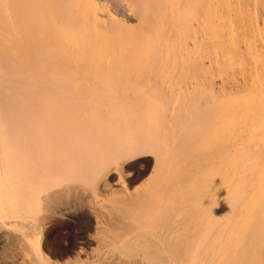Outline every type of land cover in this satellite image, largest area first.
<instances>
[{
	"label": "bare ground",
	"instance_id": "bare-ground-1",
	"mask_svg": "<svg viewBox=\"0 0 264 264\" xmlns=\"http://www.w3.org/2000/svg\"><path fill=\"white\" fill-rule=\"evenodd\" d=\"M127 3L129 4V11L137 16L139 23L137 27L132 28L126 26V24L122 22L117 21L107 23H104V21L102 22L101 18H99V13L101 12V10L102 12H104L105 9L103 10L95 0H0V57H2L0 58V62L3 59L2 62L7 67L6 68L3 63L2 65H0V70L3 68L2 71H0V75H8V73L4 72L3 70L8 71L12 76L14 75V77H12L11 75H8L9 77L5 76L7 77V79L9 78L12 82L18 83L14 80L15 78L16 80H20L24 84L22 86L21 82H19L21 84H19V86L17 84L10 83V80L4 79V75L0 76V78L3 79V81H0V83L3 82L4 87L9 81L10 82L7 83V85L13 84L12 86H6L9 89L1 86L3 87L2 89L4 91L0 89V93L2 92V94H4L5 91L8 92L9 90L10 93H8L11 95L12 91L10 89L13 88V86H19V88L22 87L23 91L21 92V88L20 90L19 88H17L18 90L16 91H18L19 94H15L17 92L14 88L12 89L15 91L13 92L15 95H20L18 96L20 98L15 96L14 99V94L11 97L8 96V93L0 96V98L2 97L1 99H3L5 96V100H9L10 98L14 99L13 102L15 101V103L11 101H8V103L10 104L11 102L10 105H14L15 108L17 107V110L19 111L16 112L19 113V115H17L19 116V118L15 120V116L13 117V120L19 121H13L12 123L11 121H8V118L12 120L10 117L16 115L15 111L17 110L14 109V107L10 106L7 103V100L6 102H3L4 100H2L3 103L0 102L1 106L3 104V106L6 105L7 107L8 105V108L0 106L1 110H4L5 112L6 109H8L6 113L0 110V112L4 113V119L2 118L4 122L2 123V120L0 121V170L4 169L7 166L12 169L13 167L11 166H13L14 162H16L14 160L17 159L16 166H19L18 169L22 171V174L23 171H25L26 173L28 172V175L30 173L32 177L30 180L29 178L27 179L29 180L28 183L31 180L33 181V183H36V179L37 181H39L38 179L41 175L39 174V171H41L43 168L49 169L42 171L50 172V170H52V167H50L51 164H53V166L54 164H56L62 167V164H64L65 162V167L62 170H60V166H56V172H58V175L60 176L64 173L63 178L65 179L64 175H68L66 169L70 168H66V164L69 161L68 164L71 165L70 157H74V153H78L75 152V150L77 151L79 149V145L77 147V142H81V144L82 142H84L82 146L86 147V145H88V147L86 148H91V146L93 147V145H91V143L88 144L87 140L93 142L95 141L94 139H98L99 137V141L97 142H103V140L108 139L109 141L106 140L104 142L106 143L108 141L109 145L110 142H113V144L115 145V143L117 144V140H119L117 139V137H119L117 136L119 132L118 130H115L118 133H115L117 136L116 138L114 136L115 134H113V138L115 139L114 141L112 137L108 138L110 135L112 136L113 133V130L110 131L112 129L111 123L115 126V129L118 126L117 129L120 130L121 127L124 126L122 124V120H124V123L126 125H129L132 122L137 123L132 120V117H129V113L130 111H132L131 109H129V111H123L126 113L129 112L128 114L125 113L127 116L122 115V113L117 114L119 110H123L121 107L124 108V106H126L125 108L128 109L129 105H122V103L120 104V102L118 104L117 101V104L115 103V105H112L113 101L115 102L116 99L113 100L112 103L110 102L111 104L109 102L105 104L109 109L111 108L109 107L110 105H112V107L115 106L113 107L114 110L115 108L117 109L119 107L117 112L113 111V109L111 108L112 112L110 111V114L108 113L109 111L105 109L107 108L105 105V110L103 109V107L102 109L99 108L100 106H102L101 104H104L106 101L100 99L103 103H99L100 106L98 107V109L95 108V105L98 104L97 101V104L93 103L95 107L93 106V104H91L92 99H98V101H100L97 97L101 95L103 90L106 89L108 91L107 94L109 92V94L113 93L115 89H117V87L115 86H117L119 82H122L119 80L120 77L121 80H123V83L121 84H126V82L133 83L134 81H136L135 79H133L134 81L132 79L130 81L127 80H129L132 76L136 78V76L140 75L139 77H141V73L143 74L142 76H147L149 75V72L152 73L155 72V70L158 72L159 69L157 68H161L163 66V68H165L166 65L164 63L166 62L164 60H179V58L180 60L187 59L185 61H187L186 68L189 76L191 75L190 73L195 72L196 74H198V76L200 75V78L203 79L206 78L205 74L207 72H210L211 75H213L212 71L214 69L215 71L218 70L219 72H222L226 71V68L228 66L229 69H233V71L239 70V74L237 75L235 72L233 74L230 73V75L228 74V77L220 82V87H215V89L218 88L216 89V95H218V97L215 96L213 90L205 91L206 94L211 92L212 95L210 96H213L214 93V96L210 97L213 101L211 100L210 102L213 103L215 100L216 105L212 109L207 108L208 106H205L204 108L209 109V111L206 109L208 112H206L205 114L203 113L204 110H202V115L197 116V113H194V115H196L197 117L193 116L192 118L191 114L190 116L187 114L189 116L188 117L185 112H179L183 109L182 111L185 110L187 113H189V111H187V106H189L188 102L192 103L193 98H195L196 95V93H193L197 92V90H199L203 85L201 83L202 80L200 79H198L200 80L199 82H194L196 86L188 87L187 85L188 89L185 90L188 92L191 91L189 93L193 94L190 96L192 100L189 101L190 98L189 96L187 98V95H185L186 99H188L187 103L183 102L185 101V99L178 98V100H181L182 102V107L184 103L186 105L188 104L187 106L184 105V107L182 108L179 103H176L177 98L176 100L174 99V101L171 100L172 103L174 102L179 107L178 113L180 115L177 116L181 118V115L183 116L184 114V116H187L186 119H188L189 121L191 118L193 119V121L189 122L192 123L190 125L191 130L189 127H187L189 129V132L191 131L190 134L188 136H185L183 141L181 140L183 137H180V141L178 140V142H176L178 143V147L182 142V146L180 147L182 151L180 148L179 150L180 152H182L181 154H184V156L180 153L179 155L184 157V163L186 161V164L183 163V167H185V170L180 171L178 168V170H176L175 166L171 167V164L168 167V161H165L166 163H164L162 162L164 159L159 160L158 158L156 161L160 163H158V165L154 166L153 168L155 169L156 167V170H154L155 173H153V175L155 176L152 177L153 179H151L150 175L149 180L152 181L148 180V182L153 183V185L150 184L152 186L150 187V191L149 188L147 190L145 189L146 191H149L148 193H146L147 195L143 194L144 192H146L145 190L142 191L143 193L141 192L142 194H140L142 196H140L141 198L139 199H142V197L145 195V200L146 198H148V202H151V206H148L149 210H147V207L145 208L147 212H145L144 216H146V213L147 215H149L148 213L151 207L157 210L156 207L159 208L160 206L159 210L163 212L162 216H164L162 217V223L164 226L161 227V232L163 231V229L164 232L160 237L161 240L164 239L162 240V243L163 241L166 242L165 244L160 245V248L165 253L163 262L169 261L168 263L171 262V264H180L183 262L184 264H264V159H261V153H259L258 151H256L255 153L254 151L252 152V150L249 149L251 143H249V140L253 138L252 133L250 134V130L248 132V136L252 137H246L248 142H246L245 140L246 135L243 137L238 135L239 133H237L239 132L238 129L244 128L246 127V125H249L252 127L251 130H253L251 132H254L256 134L258 126L261 125L262 122L264 123V0H128ZM152 61L156 63H153ZM160 62L162 65L159 64ZM155 64L157 65V67ZM174 66L175 65L170 66V68L174 70ZM147 68H149L150 71H148V73H143V71L145 69L147 70ZM153 69L154 71H152ZM165 69L161 70H163L164 72ZM138 70L140 72H138ZM135 71L139 73L138 75L136 74V76L134 73ZM158 73H160V71ZM129 74H132V76L128 77ZM202 74L204 75V77H201ZM16 75L22 76V78L20 77L21 79H17L16 77L18 76ZM160 75H163V73ZM238 76L239 78H237ZM124 77L126 78L124 79ZM23 78L26 83L22 81ZM141 78L138 79L141 80ZM125 80L126 82H124ZM145 81V86H147V80L144 79V82ZM27 83L29 86L28 89L24 88V86H27ZM132 83H127L128 85L126 84L127 87H129L130 92L132 88L134 89L135 85V82L134 85ZM40 84L41 86L44 85V90L42 89L43 91L41 90L42 87L40 86ZM121 87L123 86L121 85ZM127 87H124L126 88V91L123 90V95L129 92V90H127ZM102 88L103 90H101ZM209 88L212 89L211 87ZM45 89H49L50 91H45ZM84 89H86L85 92H83ZM204 89L205 87H203V90ZM27 90L29 91L28 93L31 92V94H25L24 91L27 92ZM60 90L65 91V93L61 91L63 93L62 95ZM39 91L42 92L40 93ZM44 91L46 92V94L43 93ZM117 91H120L119 93L121 94V90L117 89L113 95H118V99H128V97L119 96L120 94H118ZM68 92H71L72 95H69L70 93ZM20 93H23L24 97ZM80 93L87 94L90 96V98L91 95L95 97L91 99H88L89 97L87 98V96L83 97L84 100L85 98L88 99L85 101L91 100L89 104L85 105L87 107L89 106L88 111L92 109L91 111H89V113L87 112V109H84L86 108L85 106H81L82 104H85V102L81 101L82 95H80ZM181 93H183V95L180 94L181 97L186 94L184 92ZM64 94H67V96L65 95V97L67 98L64 97ZM77 94H79L80 97ZM206 94L204 93L203 95L205 96V98H207ZM26 95H29V97H27ZM68 96H70L72 99L74 97L73 101L75 102H72L71 98L69 99ZM75 97L81 100L76 99ZM214 97H217L216 99L219 100L216 101ZM131 98L133 99V97ZM220 98H222V100L226 102H223ZM16 99H18L17 101L19 102L17 106ZM75 99L78 100V104L76 103ZM134 99L136 100V98ZM63 100L65 101V105L67 104L66 106L62 102ZM143 100L139 101L138 99V103H141V101ZM122 101L126 102L125 99H123ZM153 101L156 102L157 100ZM135 102L136 101L131 102L132 104H130V107L135 108L133 107L134 104L136 106ZM196 102L198 101L196 100ZM221 102H223V104L225 105L224 107L220 106L222 105ZM61 103L62 105H60ZM158 103L160 102L158 101ZM198 103H196V105H199ZM19 104H21L20 109L23 106L26 112L23 108L22 110L24 111L19 110ZM142 105H144V108L147 107L144 103L140 104L141 107H143ZM90 106H93V108H90ZM138 106H136L137 108L135 109L139 113L138 109L140 108ZM160 106L162 105L159 104V107ZM151 107L149 109H151ZM192 107L194 106H191V109H189L190 112L191 110L194 111L193 109H195ZM260 107L261 114L258 113L257 115H254L255 117L253 118L252 114L256 110L260 111ZM153 108L155 107H152L153 112L156 109H159L158 107H156L155 110H153ZM100 109L102 112L100 111ZM149 109H146L148 112L143 109V113L145 111V113L147 112L146 114L150 115L151 112L149 111L151 110ZM9 110H11L12 112L11 115H9ZM13 110H15L14 114ZM104 111H108L105 113L108 115H111L112 113L113 115L116 114V116L120 115L122 116V118L123 116L129 117L128 119L130 121L125 122L126 118L118 121L119 116L115 118V115L113 117H106ZM102 113L104 114V116L101 117ZM134 113H136L135 110H133L131 114ZM155 113L157 114V112H154V115ZM5 115H7V117H5ZM134 115V119H136L139 114ZM148 115L146 118L147 120L149 119L148 117H150ZM99 116L102 121H105L104 126L100 125L103 124V122H101L99 124L101 128L100 126H98L100 128H98L99 131L96 127L97 132L92 133L95 130H93L92 127L94 125L97 126V123H93L91 119L93 118V120H95L94 117L99 119ZM250 116H252V118H250ZM0 117L2 116L0 115ZM105 117L108 119L104 120ZM111 117L112 120L116 119L114 120V123L110 119ZM140 117L141 116L139 115L138 118L140 120L137 118L138 121H141L142 117ZM63 118L65 119V121H63ZM75 118L79 123L76 122L77 120H73ZM79 118H81V121L84 122H80ZM67 119L69 121L68 124L66 122ZM181 119L183 120V118ZM181 119L179 120L181 121ZM47 120H49V123H47L49 124L48 126L43 124V121L47 122ZM188 120L185 122H188ZM96 121L100 122L97 119ZM106 121H108L109 123L111 122L109 124L110 128L109 126H107L108 131H106L108 133L102 131L103 129L104 131L106 129ZM6 122L9 124L12 123L11 129L13 130L15 128L14 134H11L9 130L11 126L6 127ZM91 122L93 123V126ZM117 122L119 123L120 127L119 125H116ZM16 123L17 125L13 128V125H15ZM41 127L44 128V132L42 131ZM7 128H9V131L7 130ZM46 128L47 133L42 136L40 134V130L45 133ZM255 129L256 131H254ZM226 130L229 133H232L231 136L230 134H227L228 136H226V133H223ZM263 134L264 132L262 133V135ZM256 135V138H261L262 136L261 134ZM262 138L264 139V136H262ZM69 139L70 141H68ZM63 140H65V144L67 146L71 145H68V142L71 143L73 141H76V144L72 145V147H74V151H72L73 155H71L68 152V149L63 146L64 148L61 149L65 153H63L65 157L62 156L60 147H62L61 144ZM256 141L255 144L258 142ZM97 142H93L95 143L94 145L98 146ZM104 142L103 144L105 145ZM118 142L124 143L122 141ZM128 142L129 144L125 143V145L127 146L118 143L119 146L115 148V145L114 150L125 149L126 151L128 150V148L135 146V143H133L132 146L130 145L131 140H128ZM85 143L87 144L85 145ZM107 143L106 145L108 146ZM113 144L110 145L111 148ZM245 144H249L248 149L246 148L247 146ZM259 144L260 143L258 142L257 146ZM104 145L102 148H100L102 145L99 147L100 149H102V151L107 147L106 146L104 148ZM84 147L80 148L79 150L83 152L82 149H85ZM178 147L176 146L174 148L178 149ZM95 148L97 149V147ZM155 148L153 147V150ZM202 148L205 149L203 150ZM100 149H97V151H100L102 155L100 154V152H96V150L95 152H89L88 149L86 150L87 153L89 152V154L95 153V156H98V154H100L102 160L107 159V161H102L99 158V161L101 160V162L104 163H100L97 161V159H95L98 164L100 163V168L97 165L99 170L102 168L105 171V168L108 167V161H110V164L116 163L117 161L119 162L120 159L115 160L116 154H124L123 151L120 152L119 150H117V153H115L114 155L113 153L111 154V156H113L112 158L109 153L111 151H114L110 150L107 147V149L109 150H104L105 153L107 152V158L105 157L103 159L102 156L104 153ZM199 149H202L203 151ZM131 150H128L125 154L130 153ZM151 150L152 148H150L148 152H153V150ZM198 150L201 152H199ZM258 150L260 151V149ZM57 151H60V153H57ZM86 151L85 153L79 152L78 154L82 155V160L84 159L88 161L89 159L88 162H94V156L92 155H90L92 158L89 157L88 159H86ZM196 151H198L200 155L195 154ZM202 152H205L204 156L202 157L203 159L197 158L198 160L202 161H199L200 163L196 162L198 160H196L195 157L202 156ZM56 153L58 155L61 154L59 156H61L63 159L57 156ZM46 154H48V156ZM52 154H54L55 157H52ZM43 155L48 158L40 159ZM181 156H179L180 158L178 157L176 159H180V161H182ZM56 157L59 158L58 161L56 160L57 162L54 163ZM66 157H68V161H66ZM123 157H121V159ZM61 159L65 161L62 162ZM90 159L92 160L90 161ZM110 159H112L113 162ZM40 160H43L44 162ZM177 160L174 162L176 163V166L179 165L177 164ZM11 161H13V163ZM49 161L52 163L50 164ZM42 162H46L47 165L43 164ZM92 162L88 164L91 165L89 167H95L96 171L100 172L95 166L97 163L93 166ZM6 164L7 166H5ZM102 165H106L107 167H102ZM173 167V170H175L176 172L178 171L177 173H175V171L172 172L170 168ZM5 169L8 172H2L3 175L5 173L7 175L9 171H11L10 169ZM102 169L101 172H103ZM87 170L89 172L90 168ZM14 171L16 173L17 170L12 169V172L10 173H13ZM59 171L61 172V174H59ZM14 174H12V178L14 177ZM25 175L28 176L27 174ZM10 176L11 174L9 175V178ZM19 176H21V173ZM0 177L2 176L0 175ZM4 177L6 178V183L9 178L4 175L2 177L3 180L5 179ZM189 179H191V181ZM58 181H61V178L58 179ZM58 181H53L54 184L57 183L56 187L57 185L59 187V184L61 183L60 182L58 184ZM188 181H190V184ZM25 183L26 182L23 181V184L20 183V185L25 186ZM35 183L29 188L27 187L29 185L26 186L27 188L24 187L25 190L22 188L24 190L23 195H21V193H19L20 191L18 189L16 190L14 186H12L13 190L10 187V190H15V193H13L14 196H18V194L22 196H18V198L15 197V199L17 198L16 201L19 202L18 204L20 208H18V205L14 204L17 206L18 210H15L17 211V213H14L13 215L9 214V216L5 215L6 217L0 218V230H8L7 233L9 231L10 233L15 231L16 233H18V235H15L19 236L20 234V237H16L15 235H13L14 233H6L8 236L4 235V237H7L4 241L3 239L5 238L1 239V237L3 236L2 234L5 231L3 232L1 230L3 233L1 234L2 236L0 235V241L7 244V246H11V248H14V250L16 249L20 251L23 249L22 246L25 245L26 250L29 249V252L30 250H32V254L30 252V255H33V253L36 252L34 253V255L37 254L35 255V257H37L38 260L34 258V261L36 260L38 264H51V262L53 261L50 260L51 262H48L49 256H47L46 258L48 259L47 261L43 257L41 251V241L39 240L42 234L40 231V227L42 228V226H39L41 225L39 223L40 221L39 219H36V213L31 207V202L28 201V198H30V194H33V196H38L39 190L43 189L42 187L39 188L38 186V190ZM37 184L39 185V182ZM54 184H51L50 187L54 188ZM16 185L17 184H15V186ZM40 185L44 186L42 184ZM4 187L6 188V185H4ZM5 188H1L0 192L2 193L3 190L4 192L7 191V193H11L10 190H7ZM151 188H153L152 191ZM7 195L8 197L12 198V195ZM19 198L21 199V202ZM30 199L32 200L33 198ZM145 200L142 199V202H145ZM37 202V208H39V202L42 201L39 199L37 200ZM65 204L67 203L65 202ZM65 204H63V206H65ZM61 205L60 208L63 207ZM147 205H149V203ZM76 206L77 205H75V207ZM52 207L54 206L52 205ZM70 210L71 208L69 209V211ZM0 211L3 212L1 209ZM188 212L191 213L189 214L191 215V219H188V222H184L188 218ZM150 214L152 213L150 212ZM154 214H152L151 216L152 219H154L156 216ZM179 215H181V217L183 215V223H186V225H183V227H179ZM184 215L186 216V218ZM148 217L146 216L147 220L150 221ZM2 218L3 220L7 218L6 221L9 219L14 224H6L7 222L5 221L1 222ZM157 218L158 217H156V220ZM161 220L162 219L157 221L161 222ZM93 221H95V219ZM149 221H147V224L150 223ZM90 224L93 225V223ZM118 230H116L115 232H117ZM109 231L110 230H108L107 232L108 238L112 237V239L109 240H114L111 241L112 245L113 242L114 244H117L118 241L116 240V238L118 239V237H116V235L119 234L113 233V235V231H110L111 233ZM95 234L94 237H97V235ZM171 234H174L175 236L177 234L179 236H177L178 239H170L172 240L171 242L166 241L165 239L170 238L169 236ZM155 236L156 235H154L153 237ZM172 237L173 236H171V238ZM102 238V241H105L104 243H106L108 238ZM154 239L153 241L156 240ZM157 240L160 241L159 239ZM160 243L161 242H159V244ZM109 246V248L112 247L111 249L115 247L114 245L111 246V244H109ZM5 250L7 251L8 249L5 248ZM11 250H8L7 253H9V251ZM14 250L12 251L14 252ZM142 250L143 249H141V251ZM151 250L153 251V255L149 253L151 252ZM151 250L149 251V249L147 248L146 251L148 253H146V251H143V255L144 253L145 255H152V257L146 255L145 258L147 260H149V258L147 257H150V260H146V262L155 260L152 258L156 256L154 254H156L157 252L154 253V248ZM162 250L158 251L162 253ZM23 251L25 250L23 249L21 251L22 255L24 256ZM1 255L3 257L4 254ZM9 255L6 254V258H9ZM13 255L15 257L17 256V254L15 255V253ZM28 255L29 253L26 257L21 256L23 257L22 260L27 258ZM106 255L107 254H105V256ZM164 255H162V257H164ZM113 256L108 255L105 258L103 257L104 259H99L97 263L100 262L102 264H125V262L123 263L119 256ZM110 257L112 258L110 259ZM7 260L12 263L13 258L12 261L10 259ZM7 260L4 259V261ZM27 260L29 261L28 258ZM111 260L112 262H110ZM20 261L18 263H20ZM15 262L16 260L14 261V264ZM153 263L151 262L148 264ZM0 264H2L1 260ZM32 264L35 263L33 262ZM53 264H56V262Z\"/></svg>",
	"mask_w": 264,
	"mask_h": 264
},
{
	"label": "rangeland",
	"instance_id": "rangeland-1",
	"mask_svg": "<svg viewBox=\"0 0 264 264\" xmlns=\"http://www.w3.org/2000/svg\"><path fill=\"white\" fill-rule=\"evenodd\" d=\"M95 1H96V3L99 6L102 7L103 10L105 9L104 12H102V10H101V12L99 11L100 12L99 13L100 14L99 18H101L102 22L104 21V23L105 22L107 23V22L117 21V22H122V23L126 24V26H129V27H132V28L133 27H137L139 25L137 16H135L134 13H132L131 11H129L130 10L129 9V6H128L129 4L127 3L128 0H95ZM0 58H2V57H0ZM185 60H187V59H185ZM185 60H183V59L180 60V58H179V60H174V59H171L170 61L169 60H167V61L164 60L166 62V63H164L166 65L165 66L166 69L163 68L164 66L161 67V68H157V69H159L158 72L160 71V73H158L156 70H155V72H152V73L149 72L148 73V71H150L149 68H147V70L145 69L146 71L143 69L144 70L143 73L144 72L145 73L147 72L149 74L147 76H142L143 74L141 73V77H143V78L139 77L140 75H138L139 74L138 72H140L139 71L140 69L138 70V72H136V71L134 72L135 73V76H136V74L138 75V76H136V78L133 77L132 74L131 75L129 74L128 77L129 76L130 77L132 76V77L130 79L127 78V79H129V80L126 79L127 81H130L131 79L132 80L135 79L137 81L136 82V81L133 80L135 82V85L137 84L136 86L134 85V82L132 83V82H126V80L124 81V82H126V84L127 83H132L134 85V89H136V90H134L132 88L133 91L131 90V92L129 90V87H127L128 84L127 85L126 84H121V83H123V80H121V77H120L119 80L122 81V82H119V84L117 86H115V87H117V89L121 90V94L119 93L120 91H117L118 94H120L119 96H121V97H128V99L127 98H123V99L126 100V102H123L122 101L123 99H121V98L118 99L117 98L118 95H113L114 92L117 89H115V91L113 93H111V94H109L110 92L107 94L108 91L106 89H105L106 91L103 90V88L101 89V90H103L102 93H101V95H99L98 97L96 96V97L99 98V100L102 99L103 101H106L104 104H101V103H103L101 100L98 101V99L97 100L96 99L95 100L92 99L91 104H93V103L97 104V102H98V104L95 105L96 107L93 104V106L96 109H98V107L100 106V104L102 106H100L99 108L102 109V107H103V109H104L105 108L104 105L106 103H108V102L109 103L110 102L112 103V101L116 99L115 102L113 101L112 105H115L116 101L118 102V104L120 102V104L122 103V105H127V106L129 105V108L128 109L125 108L126 106H124V108H125L124 109L120 105V107L123 109L122 111L121 110L118 111V108L119 107L117 109L115 108V110H114L113 107H115V106L112 107V105H110L109 107H111L113 109V111H115V112L118 111L117 114H121L122 113V115H126L129 112L126 113V112H123V111H125V110L126 111H129V109H131L132 111L135 110L136 113H134V114H136V115L139 114L142 117L141 121H138L139 115L137 116L138 119L137 118L134 119L135 118V115L134 114H131L132 111H130V113H129L130 116L129 117L130 118L132 117L133 118L132 120L135 121V122H137V123H134V122L130 123L129 122L130 123L129 124L130 126H129V125H126L124 123V120H122V122H123L122 124L124 126L121 127V130L120 129H117L118 126L115 129V126L110 122L111 125H112V129L110 131L113 130L112 131L113 133H112V136L110 135L108 138H111L112 137V139L114 141L115 139L113 138V134L119 132V134H117V136H119V137H117L116 134L114 135L115 138L117 137V139H119V140H117V144L115 143L116 147L113 144V142H110V145L113 144L112 145V148H111L110 145H109V142H108L109 140L108 139H106V140H108L107 141L108 143L106 142L108 144V146L104 142L106 140H103V142L105 143V145L103 144L102 141L97 142V141H99V137H98V139L96 138L97 140L94 139L97 142V145L98 146L94 145L95 143H93V142H95V141L91 142V141L87 140L88 141V144L91 143V145H93V147L90 145L91 148L90 147L89 148H86V147H88V145H86L87 143H85L86 147H84V146H82V144L84 142H82V144H81V142H77V147L79 145V147H78L79 149L80 148H83V147L85 149H82L83 152H81L79 149L77 151L75 150V152L85 153V151L87 149L89 150V152H91V151L95 152V150H96V152H98L97 149L99 150L104 145V148L107 146L110 150H113L114 151V152H112V151L110 152L109 151L110 152L109 154L111 156L112 153L114 155L115 153H117L116 151L119 150V149L114 150L115 148H117L119 146L118 143L125 145V143L126 144H129L128 140H131V142L133 141L132 143L130 142V145L132 146L133 143H135V146L128 148V150H131V148H132V150L130 151V153L125 154V153H127L128 150L125 151V149H122V150L120 149L119 151L120 152L123 151L124 154H120V153L119 154H116V159L115 160H119L120 159L119 162L118 161L116 162L114 160L116 163H112L113 160L110 159V160H112V162H111L112 164H110V161H108V164H107L108 167L106 165H102V167L106 166L107 168H105V171L101 168L103 170V172H101V169L99 170V168H100L99 167L100 166L99 164L100 163H104V162H101L102 158H101L100 154L102 155V153L99 151L100 154H98V156H95L94 155L95 153L94 154H91V153L89 154V152L87 153V151H86V153H87L86 154V159H88L89 157L92 158L90 155L94 156V160H93L94 162H92L91 161L92 159H90V161L93 163V166H94V164L97 163V161L100 162L99 164L97 163L95 166L97 167V165H98L99 168L98 167L97 168H98V170L101 173L98 172V171H96L95 167L94 168L93 167L92 168L89 167V166H91V165H88V164L91 163V162H88L89 159H88V161L87 160H84V159L82 160V158H83V157H81L82 155H79L78 153L77 154L74 153L75 156L74 157H70L71 165L68 164L69 163V161L67 159L68 157L65 158V159H67L66 161H68L67 162L68 167H67V164H66V168H69L70 167L69 169H66L65 168L66 171L68 172V175L67 176L64 175L65 179L63 178V174H64L63 172H62L63 174L60 175V176L58 175V172H56L57 171L56 170L57 169L56 166L58 167L60 165L54 164V166H53V164H51L52 162L49 161L50 164H51V165L50 164L49 165H50V167H52V170H50V172H48V171L47 172L42 171V170H48L49 168H45V169L43 168L42 170L40 169L41 171H39L40 172L39 174H41V175L39 176L40 177L38 179L39 181H37V179H36V183L35 182L34 183L36 184V187L37 188L39 186V188L42 187L44 189V190L43 189L42 190L40 189L41 190L40 191L39 188H38L39 194H40V196L42 198L39 196V194H38L39 198L36 195L33 196V194H30L29 197L30 198H33V199L31 200L30 198H28V201H30L31 204H32L31 207L33 208L34 212L36 213L35 214L36 219H39V221H40L39 223L41 225H39V226H42V228L40 227V231H41L42 234L39 233V234H41V236L39 235L40 236L39 240L41 241V247L44 249L43 250L41 248V251H42L43 257H44V259L46 261L48 260V259H46L47 256H49L48 257L49 258L48 262L50 263L51 262L50 260L53 261V262H51V264H53L55 262H56V264L57 263H59V264H92V263L93 264H102L100 262L99 263H97V262L99 261V259H102L105 256V254H107L106 256H108V255H111V256L114 255L115 257L119 256L121 258V260L123 261V263L125 262V264H131V262H132V264H135V263L136 264H146V263L148 264V263H151V262L153 263V261H154V263L157 264L158 263V260H159V263L158 264H163V263L164 264H171V262L168 263L169 261H167V262L164 261L163 262V260L165 258V255H164L165 253L160 248V245L161 244H165L166 243L165 241H163V243H162V240H164V239L161 240V238H160L162 236V233L164 232V229L161 232V229H162L161 227L164 226L163 223H162L163 222V218L162 217L164 216V215L162 216L163 212L161 210H159L160 209V206H159V208L156 207L157 210L156 209H153L151 207L152 211L150 209V211L148 213L149 215H147V213H146V216L147 217L148 216L151 217L152 214H154V213H155L154 215H156V216H155L154 219H152V217L151 218L148 217L150 219V221L147 220L146 216H144V215H145V212H147V210H149V207L151 206L150 205L151 202H148V200H147L148 198H146V200H145V195L142 197V199H144L145 202L144 201L142 202V199H139V198H141L140 196H142L140 194H142L143 193L142 191H144L145 189L147 190L148 188H149V191H150V187H152L151 185H153V183H151V182L149 183L148 180H149L150 175H151V177H150L151 179H153L152 177L155 176V175H153V173H155L154 170H156V167H155V169H153V168H154V166H157L158 163H160V162H157L156 161L158 158H159V160H163L164 159L162 161L164 163H166L165 161H168L169 162L168 165L166 164L168 167L171 164V167L172 166H175V169L176 170H178V169L180 171H184L185 170L184 169L185 167H183V165L186 164V161H185V163L183 161L184 160V157H183L184 154H181L182 152H180V150H179V148L182 146V142H181V145L179 144V147H178V143H176V142H178V140L180 139V137H183L181 139L183 141L184 137L185 136H188L190 134L191 131L189 132V129L187 127L190 128V125L192 123H189V122L193 121V119H192L193 116L202 115V110H204L203 113L205 114L206 112L209 111V109H207V108L212 109L213 107L216 106L215 105V100L213 102L214 104L212 102H210L212 100L210 97H213L214 96V93H215V96L218 97V95H216V91H217L216 89H218L220 87V82L223 81V80H225L228 77V74L230 75V73L233 74L235 72L237 75L239 74L238 73L239 70H234L233 71V69H229V67L227 66L226 71H222V72H219L218 70H216L217 71L216 72L215 69H214L212 71L213 75H211L210 72H207L205 74V77L206 78H204V79L203 78H200L199 77L200 75L198 76V74H196L195 72L190 73L191 75L189 76L188 73H187V68H186L187 67V61H185ZM2 61H3V59L1 60L0 65H2V63H3ZM153 63H156V62H153ZM159 64H161V62ZM3 65H4V63H3ZM173 65H175L174 66V70H172L170 68V66H173ZM4 66L6 67V65H4ZM156 67H157V65H156ZM1 68H2V66H1ZM2 69L0 71H2ZM161 69H165V71L163 72V70H161ZM141 70H142V68H141ZM3 71L4 72H7L8 75H11V73H9L8 71H5V70H3ZM152 71H154V69ZM1 73H3V72H1ZM7 73H5V74H7ZM162 73H163V75H160ZM3 75H0V76H3ZM8 75H4L3 78L5 76H8ZM144 75H146V74H144ZM16 76H18V75H16ZM185 76H187V77H185ZM12 77H14V75ZM12 77H11V79H12ZM18 77H16V78L17 79H21L22 78V76H18ZM126 77H124V79ZM201 77H204V75L202 74ZM138 78H141V80L138 79ZM237 78H239V76ZM4 79H7V77H5ZM144 79L147 80V84H148L147 86H145L146 81L144 82ZM198 79H200L202 81L204 80L203 82L201 81V83L203 85H206V86H203L202 85L201 88L199 90H197V92H194L193 93V94L196 93V95H195V98H193V101H192L193 105H192V103L188 102V99H186V96L185 95H187V98L189 96V98H190L189 101H190V100H192L190 96L193 95V94L192 93L191 94L189 93L191 91L188 92V91H185V90H187L188 87H194V86H196L195 83H197V81L198 82L200 81ZM7 80H10V79L8 78ZM14 80L16 82H18V83H14L11 80H10L11 82L10 81L9 82L10 83L17 84V85H19L20 84L19 82H21L20 80H16L15 78H14ZM0 81H3V79L0 78ZM22 81H24V78H23ZM167 81H168V83H167ZM214 81H215V83H214ZM9 82H7V83H9ZM204 82H206V83H204ZM1 83H0L1 84L0 87L3 86V82H1ZM7 83H6V86H10L11 85V84H8L7 85ZM24 83H26V82L24 81ZM21 84H22V86L24 85L22 82H21ZM4 85H5V83H4ZM121 85L123 87H121ZM187 85H188V87H187ZM6 86L5 87L3 86V87L6 88V89H9ZM19 86L18 87L13 86V88L15 89V91L18 90L17 88H19ZM40 86H41V84H40ZM43 86L44 85L41 86L42 87L41 90L43 89ZM125 86L127 87V90H129V92H128L129 94L126 93L125 95H123V90L126 91V88H124ZM3 87H1L0 89L3 90L2 89ZM203 87H205L204 90H203ZM209 87H211L212 89H210ZM215 87H218V88L215 89ZM13 88L10 89L12 91L11 92V95L9 94L10 93L9 90H8L9 93L7 91H5V93L4 92L3 93L4 94L8 93V96H11L12 97V95L14 94L13 92H15L14 90H12ZM20 88H21V92H23L22 91V87H20ZM20 88H19V90H20ZM24 88H27V89L29 88L28 83H27V86L26 87L24 86ZM46 90L47 89H45V91ZM85 90L86 89H84L83 92H85ZM208 90H213L214 91L213 96H210V95H212L211 92L210 93L207 92L208 94H206L205 91H208ZM30 91H31V89H30ZM42 91H39V92L41 93ZM45 91L43 92L44 94H46ZM47 91L49 92L50 90L48 89ZM61 91H63V90H60V92ZM104 91H105V93H104ZM16 92L17 93H15V94H19L18 91H16ZM24 92H25V94H31V92L28 93L29 92L28 90H27V92L26 91H24ZM63 92L65 93V91H63ZM100 92H98V93H100ZM181 92H184L186 94H184V96L181 97L180 94L183 95V93H181ZM198 92H199V96H198ZM68 93H70L69 95H72L71 92H68ZM204 93L207 95L206 96L207 98H205V96H203ZM0 94H2V92ZM4 94H2L0 96H3ZM15 94H14V99H15V96H17ZM61 94L63 95L62 92H61ZM21 95L23 96L24 94L22 93ZM65 95L67 96V94H64V97H65ZM77 95L79 96V94H77ZM80 95H82V100L79 99V98H76V97L75 98L85 102V104H82L84 102L81 103L82 104L81 106H83V107L86 104H89L90 101H91V100L90 101H85V100H88V99H91V98H95L92 95H91V98L87 94H81L80 93ZM18 96H20V95H18ZM26 96L29 97V95H26ZM85 96H87V98L88 97L89 98L88 99L85 98V100H84L83 97H85ZM68 97H69V99L71 98L70 96H68ZM131 97H133V99ZM192 97H194V96H192ZM217 97H214V99H216ZM1 98H0V102L1 103L6 102V100H7V103H8V101L13 102V100H14L12 98H10L9 100L8 99L5 100V96H4L3 99H1ZM18 98H20V97H18ZM65 98H67V97H65ZM134 98H136V100ZM137 98L139 99V101L144 99L143 100L144 102L141 101V103H138V99ZM176 98H177V100H176ZM178 98L185 99V101H183V102H185V103L188 102V104H189V106H187L188 104L187 105L185 103L183 104V107H184V105L187 106L188 109L186 107L185 108L187 109V111H189V113H187L185 110L182 111L183 109L181 110V108H180L181 111H179V112L180 113H182V112L184 113L185 112V114L186 115L188 114L189 116L191 114V117H192L191 119L192 120L190 119V121H189L188 119H186V117L188 115L187 116L186 115L184 116V114H183V116L181 115V118H183L184 121L179 116H177V115H180L178 113L179 107H178L177 104L179 103V105L182 107V102H181V100L179 101ZM174 99L176 100V103L177 104H175L174 102H173L174 104L172 103V101H174ZM220 99L222 100V98H220ZM2 100H4V101L2 102ZM17 100L18 99H16V101ZM71 100H72V102H75V101H73L74 100V97H73V99L71 98ZM132 100L133 101H136L135 102L136 103V106L139 105L138 107L141 109V110L138 109L139 113L135 109V108H137L135 106V104L133 105V107H135V108L130 107V104H132L131 102H133ZM153 100H155V101L157 100V101L154 102ZM162 100H164V101H162ZM196 100L199 103L196 102ZM218 100L216 99V101H218ZM77 101L78 100H76V103L78 104ZM158 101L160 103H158ZM11 102H10V104H11ZM62 102L65 105V103H64L65 101L63 100ZM223 102H226V101H223ZM223 102H221L222 105H220V106H223L224 107L225 105L223 104ZM13 103H15V101ZM16 103H17L16 104V106H17L19 102L17 101ZM143 103L146 104L147 107L144 108V105H142L143 107H141L140 104H143ZM196 103H198L199 105H196ZM209 103H211V104H209ZM4 104H6V103H4ZM159 104H161L162 106L159 107ZM19 105H20L19 106V110H22L23 106L20 109L21 104H19ZM60 105H62V103ZM79 105H80V102H79ZM0 106H1V104H0ZM10 106H12V105H10ZM93 106H90V108L91 107L93 108ZM151 106L152 107H155V108L156 107L159 108V109H156V110H155V108H153V110H155L154 112H157V114L155 113V115H154V112L152 111V107ZM191 106H194L192 108H195V109H193L195 112L192 111V110L190 112L189 109H191ZM205 106H208V107L207 108H204ZM1 107H6V105L3 106V104H2ZM1 107H0V110H1ZM12 107H14V109H16V110L18 109L17 107L15 108L14 105ZM85 107L86 108H84V109L85 110L87 109V112L88 113H89V111L92 110V109H90L88 111L89 106L88 107L85 106ZM106 107L107 108H105V109L108 110L109 112L108 111H104V114L106 112H108L110 114L111 108L109 109L108 106H106ZM150 107H151V109H149ZM6 108H8V105H7ZM142 108L145 109V110L147 108L149 110H151V111H149V112H151L150 115L146 114L148 112L147 110H146L147 111L146 113L144 111V113L146 114L145 115L143 113V109ZM101 109H100V111H101ZM7 110L8 109H6V112H7ZM24 110H22V111H24ZM175 110L177 111V113H176ZM1 111L2 112H5L4 110H1ZM14 111L15 110H13V114H14ZM2 112H0V115L2 116V117H0V121L2 120V123H3L4 122L3 121V119H4L3 118L4 117L3 114L4 113H2ZM9 112H10L9 115H11V113H12L11 110H9ZM16 112H19V111L17 110V111H15V113ZM25 112H26V110H25ZM194 113L195 114L197 113V114L194 115ZM254 113H256V114H254ZM254 113L252 114L253 118L255 117L254 115H257L258 113L261 114V107H260V111L259 110H256V111H254ZM104 114L102 113L101 117L104 116ZM141 114H144L145 116L144 115H141ZM7 115H5V117H7ZM17 115H19V113H16V115H13L12 117H10L12 120H10L8 118V121H11L12 123H13V121L14 122H18L19 120L18 121H15V120H17L19 118V116H17ZM114 115H115V118L119 116L118 117V121L121 120V119H123V118H126L125 119L126 120L125 122L130 121L128 119L129 117H124L123 116V118H122V116H120V115H118V116H116V114H114ZM114 115L112 113H111V115L105 114L106 117L107 116H109V117L112 116L113 117ZM147 115L150 116V117H148L149 118L148 119L149 121L146 119L147 118ZM14 116L16 118V119L14 118L15 120H13V117ZM252 116H250V118H252ZM106 117L104 118V120L105 119H108ZM112 117L110 118L111 120H112ZM73 118H74V116H73ZM79 119H80L79 120L80 122H84V121H81V118H79ZM94 119L95 120H93V118H92L91 120H92L93 123H97V126L96 125L93 126V123L91 122L92 123V126H93L92 127L93 130L94 129L96 130V127L98 129L99 128L98 126H100V125H103L104 126V122L105 121H102L100 119V116H99V119L98 118H95V117H94ZM96 119L98 121H100V122H97ZM179 119H181V121ZM73 120L76 121L77 119L75 118ZM114 120H116V119H113L112 120L113 123H114ZM187 120H188V122H185ZM63 121H65V119ZM45 122L46 121H43V124H45V125L48 126L49 124H47V123H49V120H47L46 123ZM66 122L68 124V122H69L68 119L66 120ZM76 122H78V120ZM101 122H103V124H100ZM12 123L11 124L7 123L6 127L7 126H11ZM85 123H88V122H85ZM110 123L108 121H106V125H105V128L106 129L104 131V129L102 128L103 129L102 130L103 132H107L108 131V127L107 126H109ZM257 124H259V123H257ZM16 125H17V123L15 125H13V128ZM45 125H44V127H45ZM116 125H119V123L117 122ZM185 126H186V129L187 130L185 129ZM259 126H261V127H259ZM259 126H258V128L256 127L257 128V133L256 134H261L262 135V133L264 132V129H263L264 128V123L262 122V124L259 125ZM42 127H43V125H42ZM42 127H41V129L44 132V130H43L44 128H42ZM66 127H68V126H66ZM119 127H120V125H119ZM11 128H12V126L10 127V129L7 128V130L9 129L10 132H11V134L12 133L14 134V129L15 128L13 130ZM100 128H101V126H100ZM109 128H110V126H109ZM251 128H252L251 126L246 125V127L238 129L239 132H237V133H239L238 135L243 136V137L246 135L245 138L246 137L251 138L253 136V138H251V140H249V143L250 142L252 143V145L250 143L249 149L252 150V152L254 151L255 153H256V151H258L259 153L262 154V158L261 159H264V145H263L264 144V139L262 138V136H264V134L261 136V138H258V137L256 138L257 135L254 132H251V131H253V130H251ZM99 129H98V131H99ZM245 129H246V131H245ZM258 129H259V131H263V132H259ZM45 130H46L45 133H43L40 130V132H41L40 134L42 136L47 133V128ZM95 130L92 132V129H91V132L92 133H96L97 130L96 131ZM115 130H118V132H116ZM119 130L121 131V133H120ZM190 130H191V128H190ZM249 130H250V134L252 133V136H248L249 135V133H248ZM254 131H256V129ZM109 133H111V132H109ZM223 133H226V136H228L227 134H230V136L232 134V133H229L227 130L225 132H223ZM120 135H121V137H120ZM198 137H200V136H198ZM66 139H68V138H66ZM65 140H63L64 142L62 141V144H61L62 147H60V149L65 147L66 149H68V152L71 155H73V152L72 151H74L73 150L74 147H72V145H75L76 144V141H73L71 143L68 142L69 143L68 145H70V144L71 145L70 146H67L65 144ZM245 140H246V142H248L247 138ZM256 140L261 145L259 144L257 146V143L258 142ZM68 141H70V139ZM118 141H122L124 143H121V142H118ZM255 141L257 142L256 144H255ZM99 143H100V145H99ZM14 144H16V143H14ZM175 144H177V145H175ZM123 145H121V146H123ZM245 145L247 146V147L246 146L245 147L248 149V145L249 144H245ZM94 146L97 147V149ZM125 146H127V145H125ZM151 146H153L154 148L156 147V148L153 150V147H151ZM176 146L178 147V149L177 148H174ZM107 147L105 149L106 150H109V149H107ZM124 148H126V147H124ZM150 148H152L153 152H148V150ZM202 149L204 150L205 148H202ZM202 149H199V150L203 151ZM258 149H260V151ZM100 150L102 151V149H100ZM104 150L102 151L104 153L103 156H102L103 159L107 156V154H106L107 152L105 153ZM181 151H182V149H181ZM198 151H196V152H198ZM201 151H199V152H201ZM61 152H62V156L65 157L64 156L65 153L62 151V149H61ZM196 152H195V154H199L200 155L199 152L198 153H196ZM57 153H60V151H57ZM57 153H56L57 156L61 155V154L58 155ZM179 153L181 155H183V156L179 155ZM54 154H52V157H55ZM202 154H203L202 156L195 155V156H197V157H195V159L198 160L197 158H199V159L202 158L204 156L205 152H202ZM46 155L48 156V154H46ZM118 155H119L120 158L118 157ZM122 155L125 156V157H123ZM67 156H68V154H67ZM179 156H181L182 161H180V159H178L179 161L176 159ZM42 157L40 159L48 158L45 155H43ZM59 157H61V156H59ZM111 157L113 158V156H111ZM121 157H123V158L121 159ZM56 158L54 160L55 161L54 163H56L58 161V158L57 159ZM99 158L101 159L100 161H99ZM62 159H61V161L64 162L65 160L63 161ZM95 159H97V161ZM195 159H194V161H195ZM105 160L107 161V159H104L102 161H105ZM176 160L178 162L177 164H179L177 166H176V163H174ZM14 161H16V162H14L15 165L13 164V166H11V167H13L12 169H15V170L18 171V172L16 171L17 176H16L15 171L13 173H10V172H12V169H10V167L7 166V164H6L5 166H7V167H5V168H7L8 170L10 169L11 171H9V173L7 174L8 176L6 175V173L4 175L9 178V175L11 174V176L9 178L10 180L8 179L7 180L8 182L6 181V183H5L6 178L4 177L5 179L4 180L2 179V177L4 176L2 172H8V171H6L5 168L2 169V170H0L1 171L0 172L1 174L0 175L2 176V177H0L2 179V181L0 179L2 187H1V185H0V187L2 189H4L5 188L4 185H6V188L5 189L10 190V187L12 189V186H14L15 189L16 190L18 189L20 191L19 193H21V195H23V191L25 190L24 187H26L27 185H29V186H27L29 188L34 183H33L32 180L30 181L31 183L30 182L28 183V181L32 178L31 175H30V173L28 175V172L26 173L25 171H23V174H22V171H20L18 169L19 166L18 167L16 166L17 165V159L14 160ZM40 161H43V160H40ZM199 161L200 160H198L196 162H199ZM11 162L13 163V161H11ZM43 164H46L47 165L46 162L43 163ZM60 164H62V163H60ZM64 164H65V162H64ZM64 164H62L63 165L62 167L60 166L61 167L60 170H62L65 167ZM109 165H113V166H109ZM187 166H186V169H187ZM179 167H181V168H179ZM89 168H90V171L88 172L87 169H89ZM65 169H64V171H65ZM170 169L172 170V172L175 171V170H173L174 167L173 168H170ZM3 170H5V171H3ZM55 172H56V175H55ZM67 172H66V174H67ZM177 172L175 171V173H177ZM18 173H19V175L21 173V176L22 177L19 176ZM44 173H46V174H44ZM12 174H14L15 179H14V177L12 178V176H13ZM25 174H27L28 176H26ZM59 174H61V172ZM24 177H26V178H24ZM28 178H29V180H27ZM60 178H61V181H58V179H60ZM11 179L13 180V183H12V180ZM20 179H23V180H20ZM18 180L21 181V182H19ZM189 180L191 181V179H189ZM23 181L26 182L25 183L26 184L25 186L20 185V183L23 184ZM53 181L54 182L58 181V184L61 182L59 184V187H58V185L56 187V184L57 183L54 184ZM149 181H152V180H149ZM190 181H188L189 184H190ZM38 182H39V185L37 184ZM15 184H17L16 185L17 187L15 186ZM40 184H42L44 186H41ZM51 184L52 185L54 184V188L52 187L53 189L50 187ZM1 188H0V191H1ZM49 188H51V189H49ZM47 189L49 190V192H48ZM12 190H10L11 193H9V192L7 193V191L4 192L3 190H2V193L0 192V209L3 211V212L0 211L1 212L0 214H2V215H0V218L1 217L4 218L6 216H9V214L10 215H13L14 213H17V211H15V210H18L16 205H18V208H20V206L18 204L19 202L16 201V200H17L18 196H21V195H19L18 193H16V194H18V196L17 195L14 196L13 193H15V190L14 191H12ZM45 190H46V193H45ZM152 190H153V188H151V191ZM149 191H146L143 194H146ZM41 192H42V194H41ZM125 192H126V194H125ZM5 193H7L9 195H12V198L11 197H8V195L5 194ZM31 195H32V197H31ZM15 197H17V198L15 199ZM14 199H15V201H14ZM39 199L42 202H39L40 207L37 208V206H38L37 200H39ZM135 199H137V200H135ZM20 202H21V199H20ZM65 202L67 204H65ZM75 202H77V203H75ZM147 202L149 203V205H147L148 204ZM14 204H16V205H14ZM63 204H65V206H67V207L63 206ZM11 205H13V206H11ZM52 205L54 207H52ZM60 205L63 206V207L60 208ZM75 205H77V206L75 207ZM21 206H22V203H21ZM68 206H69V208H68ZM71 206H73V207H71ZM78 206H79V208H78ZM146 207L148 208L147 210L145 209ZM70 208H71V210H70L71 212L69 211ZM73 208H75V209H73ZM6 210L9 211L10 213L7 212ZM66 210L69 211V212H67ZM127 210H129V211H127ZM150 212L152 214H150ZM156 212H158V213H156ZM189 214H191V213L188 212V214H187V217L188 218L186 220L184 219L185 220L184 222H188V219H191V215H189ZM185 215H186V213H185ZM42 217L44 218V221H43V218ZM156 217H158L157 220L162 219L161 222L157 221L156 220ZM182 217H183V215H182ZM182 217H181V215H179V218H178L179 223H180V226L179 227H183V225L184 226L186 225V223H183V218ZM3 218L1 220V222L5 221V222H7L6 224H8V223L9 224H14V223H12L11 220L8 219L6 221L7 218L4 219V220H3ZM185 218H186V216H185ZM94 219H95V221L96 220L97 221L96 222L93 221ZM147 221H149L150 223L147 224ZM90 223H93V225L90 224ZM15 224H16V222H15ZM158 224H160V225H158ZM147 225H150V226H147ZM1 230L3 232L5 231V232L3 233ZM1 230H0V235L3 233L2 234L3 236L1 235L2 236L1 239L2 238H5V239H3L5 241L6 238H7L6 236H8L7 234L10 233V231L7 233L8 230L7 231L4 230V229H1ZM108 230H110L111 232L113 231L112 234L113 233L114 234H119V235H116V237H118V239L114 236L118 242H117V244H114V242H113V245L115 246V247H113V249H111L112 247L109 248L110 247L109 244H111V246H113L111 241H114V240H109V239H112V237L111 238L110 237L108 238V233H107ZM116 230H118V231L115 232ZM97 232H99V233H97ZM110 233H109V236H110ZM10 234H13V235L16 234V235H18V233H16L15 231L14 232H11ZM94 234L97 235V237H94ZM4 235H6V236L4 237ZM104 235H106V236H104ZM154 235H156V236L153 237ZM171 236H173L174 238L173 237L171 238ZM177 236H178L177 234H176V236L174 234H171L169 236L170 238L165 239V240L171 242L172 240H177L178 237H179V236L178 237ZM16 237H20V234H19V236H16ZM102 237H105L104 239H107L108 238L107 241L110 242V243H108L107 241H106V243H104L105 241H102L103 240ZM152 238L153 239L155 238L156 240L154 239L155 241H153ZM157 239H159L160 241H158ZM170 239H172V240H170ZM159 242H161V243L159 244ZM1 246L2 247L5 246V247L2 248ZM8 247H10V248H8ZM25 247H26L25 245L22 246V248L25 250V251H23V254H24V256H23L22 255V252H21L23 249L21 251L20 250H16V249L14 250V248H11V246H7V244L1 242L0 243V251H2V252H0V256L2 257L1 254H4L3 257H2V259L5 257L4 258L5 260L10 259L12 261V258H13L12 263H10L9 260L4 261V259L2 260L1 257H0L1 263L2 264H8V263L9 264H14V261L16 260L17 264H20V263L21 264H32L33 262L36 264L37 261L36 260L34 261V258H36L38 260V258L35 257V255H37V254L34 255V253H36V252H34L33 255H30V252L32 254V250H30V252H29L28 251L29 249L26 250ZM5 248L8 249V250H11L12 249V250H14V252L11 250L12 252L9 251V253H7L8 250L6 251ZM116 248H118V249H116ZM147 248L149 249V251L154 248L155 249L154 253L157 252L156 254H154L157 257L155 256L154 258H152V259H155L156 262H155V260H151L150 262H146L147 259L145 257H146V255L148 256L149 254H146L145 255V253H144V255H143V251H146ZM65 249H66V251H65ZM141 249H143V250L141 251ZM158 250H160V251L162 250V253L159 252ZM15 251L16 252H19V253H16ZM130 252H131V254H130ZM14 253H15V255L17 254L16 257L13 255ZM28 253L31 256L30 257L28 255V257H27L29 259V261L27 260V258H25V259L22 260V258L23 257H26ZM146 253H148V252L146 251ZM149 253L152 254L153 251L151 250V252H149ZM6 254H8V255L10 254L9 255L10 257L9 258H6V256H5ZM102 255H104V256H102ZM152 255H149V256L152 257ZM162 255H164V257H162ZM21 256H23V257H21ZM32 256H33V258H32ZM101 256H102V258H101ZM161 257H162V259H161ZM111 258L112 257H110V259ZM147 258H149V260H150V257H147ZM20 259H21V261H20ZM149 260H147V261H149ZM160 260H162V261H160ZM19 261H20V263H18ZM137 261H140V262H137ZM5 262H7V263H5ZM16 262H15V264H16ZM110 262H112V260ZM180 264H184V262L183 263H180Z\"/></svg>",
	"mask_w": 264,
	"mask_h": 264
}]
</instances>
